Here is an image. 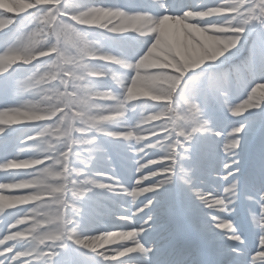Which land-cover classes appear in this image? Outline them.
Listing matches in <instances>:
<instances>
[{
	"label": "snow or ice",
	"instance_id": "6c2138e0",
	"mask_svg": "<svg viewBox=\"0 0 264 264\" xmlns=\"http://www.w3.org/2000/svg\"><path fill=\"white\" fill-rule=\"evenodd\" d=\"M0 201V264H264V0H0Z\"/></svg>",
	"mask_w": 264,
	"mask_h": 264
},
{
	"label": "rangeland",
	"instance_id": "374dc122",
	"mask_svg": "<svg viewBox=\"0 0 264 264\" xmlns=\"http://www.w3.org/2000/svg\"><path fill=\"white\" fill-rule=\"evenodd\" d=\"M256 95L259 96V95H260V92L258 91V92L256 93ZM240 102H242V101H238V103H240ZM4 194H5V195H9V194H14V193H13V191H11V190H7V191H5Z\"/></svg>",
	"mask_w": 264,
	"mask_h": 264
},
{
	"label": "bare ground",
	"instance_id": "6f19581e",
	"mask_svg": "<svg viewBox=\"0 0 264 264\" xmlns=\"http://www.w3.org/2000/svg\"><path fill=\"white\" fill-rule=\"evenodd\" d=\"M11 191H13L14 194H17L14 190H11Z\"/></svg>",
	"mask_w": 264,
	"mask_h": 264
},
{
	"label": "clouds",
	"instance_id": "9594fccd",
	"mask_svg": "<svg viewBox=\"0 0 264 264\" xmlns=\"http://www.w3.org/2000/svg\"><path fill=\"white\" fill-rule=\"evenodd\" d=\"M225 39H227V37H225ZM0 203H3L2 201H0Z\"/></svg>",
	"mask_w": 264,
	"mask_h": 264
}]
</instances>
